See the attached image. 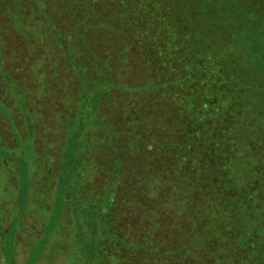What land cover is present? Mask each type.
I'll return each mask as SVG.
<instances>
[{
  "label": "rangeland",
  "instance_id": "obj_1",
  "mask_svg": "<svg viewBox=\"0 0 264 264\" xmlns=\"http://www.w3.org/2000/svg\"><path fill=\"white\" fill-rule=\"evenodd\" d=\"M104 3L0 0V264H264V174L243 183L256 200L224 186L245 161L222 119L237 102L198 121L205 91L125 52L123 4Z\"/></svg>",
  "mask_w": 264,
  "mask_h": 264
},
{
  "label": "trees",
  "instance_id": "obj_2",
  "mask_svg": "<svg viewBox=\"0 0 264 264\" xmlns=\"http://www.w3.org/2000/svg\"><path fill=\"white\" fill-rule=\"evenodd\" d=\"M108 1L123 4L117 14V24V20H113V30L116 31L119 24L117 32L126 36L125 52L137 44L148 56L147 66H153L157 75L167 81V86L182 84L188 91H205L202 99L205 112L195 114L198 121L206 120L204 114L209 115L208 119L212 118L208 112L210 105L214 106V100L220 104L228 97L231 106L237 102L229 107L222 119L231 127L232 124L237 126L240 137L246 138L245 144L239 139L234 142L237 152L245 155V161L236 168L237 177L224 178V186L239 187L234 191H246L247 196L258 199L256 187L252 190L245 186L243 189V183H248L253 177L250 175L264 174V158L258 157L264 155V0H199L200 3L177 0L186 4L178 10V6H171L170 0H104L105 3ZM162 2H169L164 5V10H161ZM192 11L200 13L199 17L206 18L207 22L196 18ZM224 18L241 21L243 29L252 31L246 43L232 41L229 23ZM179 47L184 52L175 55ZM241 104L248 113L237 116L233 110ZM214 119L219 117L215 115ZM225 162L223 170L232 163L228 159ZM218 192L223 197L225 191ZM240 204L246 207L244 202L237 203ZM262 229L252 238L264 235Z\"/></svg>",
  "mask_w": 264,
  "mask_h": 264
}]
</instances>
